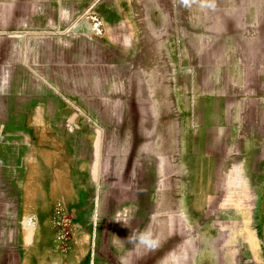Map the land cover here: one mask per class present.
Instances as JSON below:
<instances>
[{"label":"crops","instance_id":"crops-1","mask_svg":"<svg viewBox=\"0 0 264 264\" xmlns=\"http://www.w3.org/2000/svg\"><path fill=\"white\" fill-rule=\"evenodd\" d=\"M103 2L107 8V0H0V264L76 263V245L53 259L29 247L35 225L54 227L56 212L76 208L82 180L103 159L109 124L86 105L94 82L107 80L94 75L93 46L108 51L110 34L140 32L130 14L118 22L103 14ZM213 2L244 8L180 12L196 24L192 32L184 26L181 40L182 66L195 69L196 85L183 78L179 97L197 103L181 101L178 134L168 138L179 148L182 193L193 196L210 193L216 165L230 171L239 155L258 177L264 154V0ZM94 7L101 9L97 23L88 13ZM203 201L195 199L196 210ZM59 237L46 240L59 249Z\"/></svg>","mask_w":264,"mask_h":264},{"label":"rangeland","instance_id":"rangeland-1","mask_svg":"<svg viewBox=\"0 0 264 264\" xmlns=\"http://www.w3.org/2000/svg\"><path fill=\"white\" fill-rule=\"evenodd\" d=\"M107 1L103 14L108 10L115 22L130 14L140 32L110 34L108 51L93 46L94 75L105 74L107 80L94 82L93 97L85 104L93 108V117H100L102 110L109 124L103 159L94 164L92 178L79 182L83 194L74 210L56 212L60 222L54 227H33L37 235L29 250L53 259L57 251L76 245L81 250L75 264H264V154L258 177H251L239 155L230 171L221 169L223 163L216 165L220 169L214 172L210 193L186 195L179 148L168 138L178 134L181 101L189 107L197 103L179 97L183 78L196 85L195 69L182 66L188 53L181 44L184 26L190 32L196 24L180 12L198 9L212 15L216 8L243 10L244 4ZM100 11H88L94 23ZM105 59L108 66H101ZM200 197L204 210H196L193 203ZM53 232L60 234L59 249L46 240Z\"/></svg>","mask_w":264,"mask_h":264}]
</instances>
